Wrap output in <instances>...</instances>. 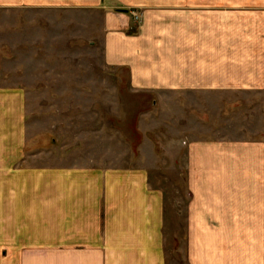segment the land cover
Here are the masks:
<instances>
[{"label":"crops","instance_id":"crops-1","mask_svg":"<svg viewBox=\"0 0 264 264\" xmlns=\"http://www.w3.org/2000/svg\"><path fill=\"white\" fill-rule=\"evenodd\" d=\"M44 9L100 12L106 64L168 107L185 93L264 90L252 36L264 0H0V10ZM238 25L250 34L238 37ZM25 107L24 86L0 85V264H168V191L156 171L30 167ZM187 141L185 264H264V135Z\"/></svg>","mask_w":264,"mask_h":264},{"label":"rangeland","instance_id":"rangeland-1","mask_svg":"<svg viewBox=\"0 0 264 264\" xmlns=\"http://www.w3.org/2000/svg\"><path fill=\"white\" fill-rule=\"evenodd\" d=\"M101 33L98 11L0 10V85L26 89L29 166L152 168L154 184L168 191L167 263L185 264L187 139L262 137L264 90L185 93L168 107L169 97L130 90L127 69L106 64ZM245 33L238 25L237 36ZM252 36L264 49V29L253 28ZM258 56L264 67V53Z\"/></svg>","mask_w":264,"mask_h":264},{"label":"built area","instance_id":"built-area-1","mask_svg":"<svg viewBox=\"0 0 264 264\" xmlns=\"http://www.w3.org/2000/svg\"><path fill=\"white\" fill-rule=\"evenodd\" d=\"M132 18L136 21V20H139L140 18V14L137 13V12H132Z\"/></svg>","mask_w":264,"mask_h":264}]
</instances>
